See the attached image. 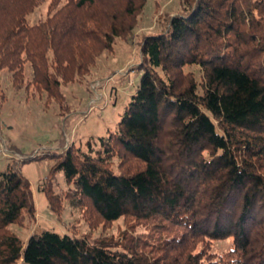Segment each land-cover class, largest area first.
<instances>
[{
    "label": "trees",
    "instance_id": "trees-1",
    "mask_svg": "<svg viewBox=\"0 0 264 264\" xmlns=\"http://www.w3.org/2000/svg\"><path fill=\"white\" fill-rule=\"evenodd\" d=\"M39 1L0 0V71L64 109L62 87L83 84L130 36L146 0H48L46 18L31 23ZM140 53L115 128L36 159H51L48 180L62 172L91 227L122 218L126 228L117 239L43 231L23 241L10 226L35 216L32 190L9 162L0 264H264V0H182ZM42 191L55 212L61 197ZM226 239L227 252L211 251Z\"/></svg>",
    "mask_w": 264,
    "mask_h": 264
},
{
    "label": "rangeland",
    "instance_id": "rangeland-1",
    "mask_svg": "<svg viewBox=\"0 0 264 264\" xmlns=\"http://www.w3.org/2000/svg\"><path fill=\"white\" fill-rule=\"evenodd\" d=\"M40 1L30 17L31 23L46 18L48 0ZM181 9L182 0H146L130 36L117 40L111 53L101 55L83 78V84L75 82L62 87L64 109H59L52 99H46L45 93L36 92L32 86L26 87V83L16 89L11 73L6 69L0 71V172L5 171L9 162L19 164V172L30 184L35 207V216L23 226H10L23 241L43 231L87 234L95 239L120 237L126 228L124 219L106 227L102 224L91 227L84 211L72 206L66 198L69 188L62 172L48 180L51 159H36L51 152L61 153L70 143L83 148L86 140L106 135L108 130L115 128L142 75L137 66L142 58L143 38L162 31L169 18ZM184 72L191 73L196 82L202 79L197 66H187ZM31 76L30 67L25 65V79ZM61 140L64 146H60ZM43 187L61 197V201L56 202L55 212L49 209ZM211 243V251L215 254L227 252L232 244L231 239Z\"/></svg>",
    "mask_w": 264,
    "mask_h": 264
}]
</instances>
